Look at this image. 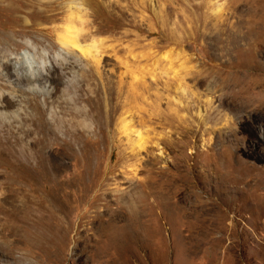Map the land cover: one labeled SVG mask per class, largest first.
Listing matches in <instances>:
<instances>
[{"label": "rangeland", "instance_id": "obj_1", "mask_svg": "<svg viewBox=\"0 0 264 264\" xmlns=\"http://www.w3.org/2000/svg\"><path fill=\"white\" fill-rule=\"evenodd\" d=\"M67 1L0 0V142L29 164L0 166V264H264V0L77 4L102 110L53 60Z\"/></svg>", "mask_w": 264, "mask_h": 264}, {"label": "bare ground", "instance_id": "obj_2", "mask_svg": "<svg viewBox=\"0 0 264 264\" xmlns=\"http://www.w3.org/2000/svg\"><path fill=\"white\" fill-rule=\"evenodd\" d=\"M64 1L65 0H33V4L44 5L45 11H44V14L42 13L43 16H41V17L46 22L52 23V22L55 21V15L53 14V13L56 12V8L55 7L56 6H60L61 3H63ZM76 1H78V0H68L67 1V5L66 6H67V9H68V16L65 19V25L61 26V28H59L58 31L56 32L57 41L61 45L62 50L54 55L53 60H54V63L56 65V67L64 75L65 88L66 89H69V88L71 89L72 86L75 87V85H76V87H79L78 86L79 77L83 76L81 81L86 83L85 85L87 86V90L92 92V95H93V97L91 98V101H94L97 105H99L101 110H102L104 107H107V103H106V98L103 95V89L104 88L102 86H100L98 79L100 80V79H103V77H104V76H101V74L103 73L101 71L105 69V64H103V62H101L100 58H97L95 56V54L93 53V51H96L95 48L97 47L95 41H92V42L87 43V44H82L81 41L79 40L80 36H81L80 33L85 29V27H83V25H84L83 22L84 21L81 20V17H79L77 15V13L79 12V9H77L78 8L77 4H79V5L80 4H82V5L84 4V6L90 8L91 4H93L92 3L93 0H80V2H76ZM47 9H49V10H47ZM90 9H91V14L92 15L91 16L89 15V17H92V20L89 19L90 21H88V23L91 26V23H94V20H95L97 15L94 12L95 11L94 9H92V8H90ZM114 23L113 22L109 23L107 25V27H112V26L115 27ZM43 29L44 30H48L49 28L45 27ZM55 29H57V28H55ZM83 42L85 43L84 40H83ZM29 46L31 48V51H25L22 54L23 59L26 60V62L28 63V68H29V80L28 81H29V83L31 82V84L33 83L32 84L33 85L32 88H29V90H32V91L35 90V91H38V92L42 91L44 93V92L48 91V90H46L45 85H43L41 88H39V86L37 84L40 83L41 79H44L43 75H44V71L46 69L45 67L48 64V51L47 50H42L41 53H39V52L37 53V52L34 51L35 47H33L31 44H29ZM76 50H78L79 54H80L79 55V57H80L79 60L77 58L70 57V56H73V55L76 56ZM82 58L84 60H86V61L82 60ZM90 63L96 68L97 73H98L97 77L95 75H93V76L86 75V72H88L90 67H91L89 65ZM78 70L81 71L82 75L79 74V76H78V73H77ZM45 78H46V76H45ZM88 78H90L89 80L93 81V84L88 80ZM42 84H45V82H43ZM75 96L72 99H75L76 98ZM36 107L38 108L37 105L35 106V108ZM97 107L98 106H96V108L95 107L93 108V110H95V113H98V108ZM1 115H3V114H1ZM4 118H5V116H4ZM4 118H2V119H4ZM120 122H121V124H120L121 132H123V134H125L126 136H129V133L131 131H130V128L128 126V123L125 122L124 119H121ZM37 123H38V121H37ZM39 130H40V128H39ZM127 140H128V142H131L137 148H141L140 145L142 143H144V141H143L144 139H142L141 134H138V139L137 140H130L129 138ZM0 146H1V149H0V166H4L5 168H7V176L9 178V181L8 180L7 181L9 182L8 184H10L11 187H12V183H13L12 181L14 180L12 178H14L16 175L21 174V173H25V172L29 173V164H25V162L23 163V162H21V160H18L16 158L17 155L13 159V154L10 152V149L9 148H3V145H1V142H0ZM32 153H30V154L29 153L22 154L21 158L25 159L26 161H29V156H33ZM38 153H39V151H38ZM36 165L38 166L39 163H37ZM36 169H37V167H36ZM19 180H20V178H19ZM7 187H9V186H7ZM12 188H14V187H12ZM11 190L12 189L10 188V190L8 192L11 193L12 192ZM13 190L15 191L16 189H13ZM21 190L24 191L23 189H21ZM16 192H18V191H16ZM28 192H29V190H28ZM23 193H22V196H23ZM121 200H123V199H121ZM120 203H121V201H120ZM110 219H112V218H110ZM106 221H108V220H106ZM109 225H110V223H109ZM107 227H111V226H107ZM114 228H115V226H114ZM123 228H125V227H123ZM112 230H113V228H112ZM118 244L121 245L122 243H115V246H117Z\"/></svg>", "mask_w": 264, "mask_h": 264}]
</instances>
